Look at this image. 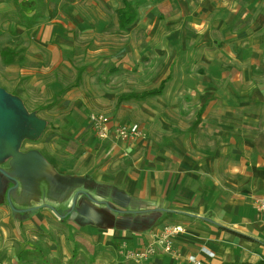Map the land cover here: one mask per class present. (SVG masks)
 Listing matches in <instances>:
<instances>
[{"label":"crops","instance_id":"0c3cea01","mask_svg":"<svg viewBox=\"0 0 264 264\" xmlns=\"http://www.w3.org/2000/svg\"><path fill=\"white\" fill-rule=\"evenodd\" d=\"M25 1L29 8L24 19L35 22L31 28L16 27L19 35L13 42L24 40V46L9 45L5 51L14 53L7 56L10 61H4L2 51L5 64L23 60L16 56L25 47L37 51L35 59L46 56L64 63L70 59L66 50L72 49L68 43L77 28L103 41H92V51L108 48L118 55L122 45L110 46L106 34L133 29L138 16L135 0ZM123 1L136 14L126 29L119 28L117 20ZM166 15L165 36L182 49L176 75L188 77L183 81L209 82L205 89L209 92L196 108L180 107L170 100L173 94H166L170 100L166 115L171 118L164 124V138L154 133V126L148 127L147 136L142 125L127 121L123 123L138 124L145 138L124 142L110 135L100 140L88 122L87 137L106 144L111 156L118 154L106 162L101 176L88 175L94 166L90 156L62 162L42 153L41 169L29 155L25 168L11 174L16 175L20 191H12L10 198L16 209L30 210L12 211L5 199L0 204L10 208L18 224L26 221L48 229V219L55 217L67 226L66 236L59 233L53 240L36 241L38 258L46 259V264H192L188 256L204 264L264 260V215L254 207V200L264 194V0H170ZM99 55L103 52L90 53L88 63H98ZM175 58L161 80L165 81L162 92L134 100L155 101L164 94ZM203 93L193 96L200 98ZM191 108L195 115L189 129L194 131L179 133L186 123L175 119ZM125 144L135 154L127 181L128 175L114 171L112 164L126 155L119 151ZM77 167L80 170L74 172ZM10 182L8 187L13 185ZM165 225L183 229L174 237V254L158 251L139 262L125 257L127 251L152 243ZM32 250L24 246L10 263L0 260V264H33Z\"/></svg>","mask_w":264,"mask_h":264},{"label":"rangeland","instance_id":"374dc122","mask_svg":"<svg viewBox=\"0 0 264 264\" xmlns=\"http://www.w3.org/2000/svg\"><path fill=\"white\" fill-rule=\"evenodd\" d=\"M133 3L138 12L133 29L132 26L124 32L113 29L111 33L106 34L110 46L122 45L118 55L116 52H110L112 50L108 48L104 51L102 48L92 51L90 49L92 41H103L101 38L95 40L90 32L77 28L72 31L73 40L68 43L72 49L66 50L70 57L67 58L68 62L56 63L58 59L50 60L46 56L35 59L33 56L37 51L34 52V49L29 47L17 51L16 59L23 58L21 61L5 64L0 56V88L16 98L25 112L46 122L45 129L37 139L23 140L22 145L18 147L19 154L33 150L38 155L46 154L44 158L62 162H67L69 158L79 160L82 156H90L94 166L88 175L101 176L106 162L116 158L118 154L111 156L106 144L98 143L91 139V136L87 137L90 114L103 113L114 123L136 122L146 129L147 136L148 127L154 126L152 127L154 133L156 131L158 137L164 138V124L171 118L166 115L165 106L170 100L180 107L181 104H185L196 108L206 98L209 91L205 89L208 88L209 82L183 81L188 77L181 79L183 75H176L180 73L179 59L182 49L175 46V41L171 42L165 36L166 19L169 17L166 14L170 0H135ZM28 5L29 1L25 0H0V53L10 49L11 43L17 44L13 42V37L19 35L15 32L17 26L25 24L31 28L34 24L35 21L27 22L24 19L26 17L23 14L29 8ZM23 41L17 45L24 46ZM94 44L103 45L96 42ZM95 52H103V55H99L98 63H88L91 58L88 55ZM174 55L176 58L171 67V79L166 84L164 94L154 99L156 102L134 99L119 101L122 94L158 87L165 78ZM116 56H119L118 59H115ZM202 92L204 93L200 98L193 96ZM166 94H173L170 100L166 98ZM182 115L183 118H173L186 123V129L183 131L179 129L178 132L187 134L189 131H194L189 129V125L194 120L195 111L192 108L188 111L184 109ZM129 148V144H125L124 149L119 151L120 154L126 153V155L115 159L112 163L114 171L121 169L125 175H128L125 181L131 179V165L135 155L133 151L129 152ZM137 152L140 154L142 151ZM128 153L130 154L127 155ZM107 155L108 157H104ZM10 158L7 157L0 162V176L3 174L1 170L3 168L8 169L10 174L16 171L11 165L14 161L12 159L10 161ZM36 165L41 169L44 168L42 162ZM79 170L80 168L77 167L74 172ZM10 184L9 180L4 179V188ZM125 194L133 198L130 193L125 192ZM4 198L5 193H0V199ZM29 224L26 221L18 224L13 220L10 208L0 204V260L4 263H10L22 247L30 246L33 249L29 257L30 262L46 264V259L38 258L36 241L42 237L53 240L57 234L66 236L68 232L67 226L55 217L48 219V229H45L44 224L40 226ZM33 236L35 239H32ZM60 248L62 249L61 246Z\"/></svg>","mask_w":264,"mask_h":264},{"label":"water","instance_id":"95a60500","mask_svg":"<svg viewBox=\"0 0 264 264\" xmlns=\"http://www.w3.org/2000/svg\"><path fill=\"white\" fill-rule=\"evenodd\" d=\"M18 102L19 101H17L16 98L0 88V162L5 160L7 157H11L14 161V164L11 162L12 167L21 170L24 166H26V160L30 157L34 160L42 162L38 153L30 151L25 154H19L18 147L23 139H37L44 129L46 122L33 114L25 112L23 107L20 106ZM30 162L32 164L31 167L35 168V162ZM1 170L3 171V174L0 176V193H5L4 199L10 206L11 210L17 213H25L26 211H29L30 209L27 208L16 209L12 205L10 198L11 192L14 190L20 191L18 188L19 182L16 178H14L16 175L13 177L4 168ZM13 173L16 174V172ZM2 177H4L5 180L7 179L12 181V187L7 186L4 188V179ZM21 195L22 193L18 196ZM4 199H0V202L4 201ZM71 215H74L73 211H71Z\"/></svg>","mask_w":264,"mask_h":264},{"label":"built area","instance_id":"2783aa9c","mask_svg":"<svg viewBox=\"0 0 264 264\" xmlns=\"http://www.w3.org/2000/svg\"><path fill=\"white\" fill-rule=\"evenodd\" d=\"M88 122L94 136L100 140L107 139L110 135L124 142H133L145 138V133L138 124L123 122L114 123L103 113L90 114ZM254 207L258 213L264 215V194L254 200ZM182 231L183 229L179 225H165L157 239L141 249L127 251L125 257L139 262L155 255L158 251L164 254H174V237L177 233ZM202 251L209 257L213 255L205 248H202ZM188 261L192 264H204L195 256H188Z\"/></svg>","mask_w":264,"mask_h":264},{"label":"trees","instance_id":"16d2710c","mask_svg":"<svg viewBox=\"0 0 264 264\" xmlns=\"http://www.w3.org/2000/svg\"><path fill=\"white\" fill-rule=\"evenodd\" d=\"M135 18H136V14L134 10L131 8L129 3H127L126 1H123V6L117 10V20H118L119 28L126 29L134 22ZM8 55L13 56L14 53L12 51L2 52V57L4 61H10L7 57ZM164 85H165V81H162L160 82L159 86L156 88H152V89L145 90L142 92H129V93L122 94L119 97V101H124V100H129V99L139 100V99H144V98H147L153 95H157L162 92ZM222 264H238V263L223 262ZM253 264H264V260L260 259Z\"/></svg>","mask_w":264,"mask_h":264}]
</instances>
